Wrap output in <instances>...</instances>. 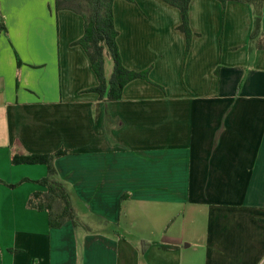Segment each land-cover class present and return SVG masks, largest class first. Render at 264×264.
Segmentation results:
<instances>
[{"label": "crops", "instance_id": "crops-1", "mask_svg": "<svg viewBox=\"0 0 264 264\" xmlns=\"http://www.w3.org/2000/svg\"><path fill=\"white\" fill-rule=\"evenodd\" d=\"M0 10V179H28L0 184V226L15 227L16 246L38 257L30 264H264V47L251 40V4L192 0L187 52L177 8L115 0L123 64L149 69L154 84L133 80L111 102L89 91L98 80L74 44L80 14L55 0H0ZM59 149L69 193L121 228L85 235L80 252L72 222L52 228L48 212L26 207L46 165L12 163Z\"/></svg>", "mask_w": 264, "mask_h": 264}, {"label": "trees", "instance_id": "trees-1", "mask_svg": "<svg viewBox=\"0 0 264 264\" xmlns=\"http://www.w3.org/2000/svg\"><path fill=\"white\" fill-rule=\"evenodd\" d=\"M115 0H55V9L72 10L83 17L84 33L74 44L83 47L87 53L91 67L97 77L98 83L89 91L98 94L99 100L104 102L118 101L122 99L125 86L133 80L144 79L152 84L149 78L150 70L135 71L128 69L124 64L117 43L118 30L115 25L114 5ZM134 2V0H127ZM166 4L177 8L181 14V23L177 27L186 37V51L188 52L195 32L190 25V3L192 0H162ZM223 4L228 1L249 3L254 9V26L251 32V40H260L259 48L264 47V34L262 32V6L264 0H219ZM7 25L0 10V34H7ZM111 61L110 71H107ZM19 65H20V61ZM68 149H59L47 154H23L14 153L12 163L18 164H44L47 174L37 180L43 190L34 191L27 205L39 211L49 214V225L52 228H60L66 222H72L77 228V215L71 201V195L59 177L55 165V159L67 154ZM23 179L21 182L25 181ZM122 196L121 200L128 197ZM142 250L145 251L150 242L143 240Z\"/></svg>", "mask_w": 264, "mask_h": 264}, {"label": "rangeland", "instance_id": "rangeland-1", "mask_svg": "<svg viewBox=\"0 0 264 264\" xmlns=\"http://www.w3.org/2000/svg\"><path fill=\"white\" fill-rule=\"evenodd\" d=\"M111 68V61L109 62L107 71H110ZM28 179H26L27 181ZM22 181V180H21ZM21 181L17 183H7L5 180L0 179V184L4 187L8 188V191H11L13 189H16ZM37 180H35V184ZM38 186H41L39 183H37ZM132 194V193H131ZM0 195L2 196L3 193L0 191ZM72 201L74 202V211L77 215V228L75 229V236L76 240V246L78 247L79 252L81 251L80 244L82 243V238L87 234H100L101 236L108 237L111 236L114 232V230H121L118 225L108 222L106 220H103L102 217L91 213L87 208L79 203H77L76 198L72 192H70ZM12 196V195H11ZM4 201H9L8 197L4 198ZM27 205V204H26ZM28 209L30 208L28 205L26 206ZM3 226H0V264H11L13 263V257L15 254H19V261L23 264H30V263H37L38 257L35 255L30 254V252L25 247L16 246L15 242L11 238L15 231V227L11 225L10 229L7 228L6 224ZM127 240H129L133 244H138L139 251L142 252V245L143 240L136 239L135 232L134 231H128L127 233ZM137 235V234H136ZM154 240V239H153ZM149 242V241H148ZM156 242V241H154ZM157 243V242H156ZM196 264H202V261L200 260V256L196 255ZM38 260V261H37Z\"/></svg>", "mask_w": 264, "mask_h": 264}]
</instances>
